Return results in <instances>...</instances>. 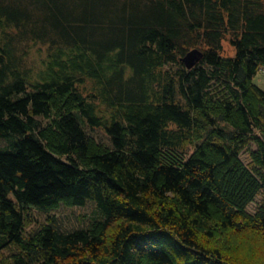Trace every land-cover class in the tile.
Instances as JSON below:
<instances>
[{"label":"trees","instance_id":"1","mask_svg":"<svg viewBox=\"0 0 264 264\" xmlns=\"http://www.w3.org/2000/svg\"><path fill=\"white\" fill-rule=\"evenodd\" d=\"M262 69L264 0H0V264H264Z\"/></svg>","mask_w":264,"mask_h":264},{"label":"rangeland","instance_id":"2","mask_svg":"<svg viewBox=\"0 0 264 264\" xmlns=\"http://www.w3.org/2000/svg\"><path fill=\"white\" fill-rule=\"evenodd\" d=\"M224 49L223 54L224 56H234L235 55V48L230 43L229 38L223 42ZM255 83L264 91V69H262L261 73L255 78ZM99 138L103 141H106V135L103 131L97 132ZM256 150V146L252 144L250 147L246 148L241 155L242 161L248 166L250 169L257 171V168L253 165L252 161V152ZM258 173V172H256ZM263 174V172H262ZM264 176V174H263ZM264 205V189L260 192L257 196L255 201L250 204L248 207V212L252 215H255L259 208ZM51 215L56 216L59 222L63 225V227L67 228H74L86 225L90 222L94 216H97L95 213V206L89 204L85 207H66L62 206L58 210L51 212ZM48 218V215L42 212L35 211L34 212V219L35 222L30 225L28 231H33L37 229L41 224L45 223ZM257 252V251H256ZM255 253L252 252L251 255Z\"/></svg>","mask_w":264,"mask_h":264},{"label":"water","instance_id":"3","mask_svg":"<svg viewBox=\"0 0 264 264\" xmlns=\"http://www.w3.org/2000/svg\"><path fill=\"white\" fill-rule=\"evenodd\" d=\"M203 57L204 53L200 49H194L186 55L183 61L188 69H192L202 61Z\"/></svg>","mask_w":264,"mask_h":264}]
</instances>
